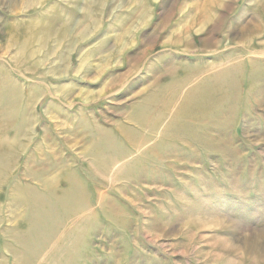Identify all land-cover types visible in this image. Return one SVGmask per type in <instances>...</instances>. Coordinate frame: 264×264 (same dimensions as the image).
Listing matches in <instances>:
<instances>
[{"label": "rangeland", "instance_id": "rangeland-1", "mask_svg": "<svg viewBox=\"0 0 264 264\" xmlns=\"http://www.w3.org/2000/svg\"><path fill=\"white\" fill-rule=\"evenodd\" d=\"M215 1L0 0V264H264V0Z\"/></svg>", "mask_w": 264, "mask_h": 264}, {"label": "bare ground", "instance_id": "bare-ground-1", "mask_svg": "<svg viewBox=\"0 0 264 264\" xmlns=\"http://www.w3.org/2000/svg\"><path fill=\"white\" fill-rule=\"evenodd\" d=\"M35 1H36V0H35ZM37 1H38V2L40 1V2H41V0H37ZM42 1H43V0H42ZM136 1H137V0H136ZM207 1H208L207 8H204V9L201 10V12H200L198 18H197V17H192V16H191L192 18H191V20H190V21H191L190 23L194 22V23H192V24H193V25H194V24H198V26H199V25H201V26L204 25L205 23H207L208 18H209L210 16L213 17V15H214L212 11L208 13L209 8H214V7H215L214 9H216L217 6L221 7V6L219 5V3H218L217 1H215V0H207ZM209 1H210V3H209ZM198 6H199V5H198ZM214 17H217V16H214ZM200 19H202V20H200ZM250 24H251L250 26L254 27L255 29H258V27H257L256 25H253L252 23H250ZM195 27H197V25H196ZM202 27H203V26H202ZM201 29H202V28H201ZM201 29H200V30H201ZM67 32H68V30H66V28H65V29L61 32V35L65 36V35L67 34ZM46 33L48 34L47 37H46L44 40H40L42 44H45L44 42H46L48 39H50V37H52V35H53V32H52L51 29H47V30H46ZM59 38H62V39H63V37H59ZM59 38H58V39H59ZM118 38H119L120 41H122V38H123V37H118ZM37 39H39V38H37ZM182 39H185V38L182 37ZM29 40H30V39H29ZM29 40H28V41H29ZM60 40H61V39H60ZM186 40H187V39H186ZM204 40H205V39H204ZM169 41H170V40H169ZM56 42H57V41H56ZM177 42L179 43V41L177 40L176 42H174V43H172V44H175V45H176ZM186 42H187V41H186ZM186 42H185V44H186ZM26 43H27V42H26ZM26 43H25V44H26ZM187 43H191V41L189 40ZM27 44H30V41H29V43H27ZM216 45H217L216 47H220V42H219V41L216 42ZM218 45H219V46H218ZM40 48H41V47H40ZM33 68H34V69H37L38 67H37V66H35V67L33 66ZM55 72H56V70H55ZM192 79H193V78H192ZM178 81H179V80H178ZM186 81H187V80H186ZM199 82H200V81H199ZM168 88H169V87H168ZM70 95H71V94H70ZM94 95H95V94H94ZM94 95H92V96H94ZM95 98H96V97H95ZM90 99H91V98H90ZM88 101H89V100H88ZM148 105H149V104H148ZM149 106H150V105H149ZM198 108H199V107H198ZM202 111H203V110H202ZM205 112H206V110H205ZM201 114H202V112H201ZM6 115H7V114H6ZM200 116H201V115H200ZM80 117H81V116H80ZM198 117H199V116H198ZM137 118H138V117H135V118H134V117H131V118H129V122H138L139 120L137 121ZM157 119H158V118H157ZM160 119H161V118H160ZM160 119H159V120H160ZM180 120H181V119H180ZM207 120H208V119H207ZM157 122H159V121L157 120ZM138 123H139V122H138ZM141 123H142V122H141ZM143 124H144V123H143ZM211 124H212V123H211ZM30 125H31V124H30ZM144 125H145V124H144ZM133 126H134V125H133ZM93 127H94V126H93ZM137 127H138V126H137ZM145 127H146V125H145ZM153 127H154V126H153ZM153 127H152V128H153ZM27 128H28V127H27ZM154 128H155V127H154ZM154 128H153V129H154ZM166 131H167V130H165V132H166ZM96 132H97V131H96ZM119 132H120V131H119ZM149 132H150V131H149ZM7 133H8V132H7ZM27 133H28V132H27ZM166 137H167V136H166ZM167 139H168V138H167ZM138 142H139V141H138ZM138 145H139V147H140V144H138ZM138 145H137V146H138ZM137 146H136V148H138ZM14 150H15V149H14ZM7 151H8V150H7ZM114 157H115V156H114ZM119 162H120V161H119ZM1 168H2V167H1ZM47 185L49 186V183H47ZM75 193H76V192L72 193V195H74V197L77 196V195H75ZM70 195H71V194H70ZM99 195H100V194H99ZM78 196H79V195H78ZM96 198H97V197H96ZM66 199H68V198H66ZM76 209H77V210H82L81 208L78 209L77 207H76Z\"/></svg>", "mask_w": 264, "mask_h": 264}]
</instances>
